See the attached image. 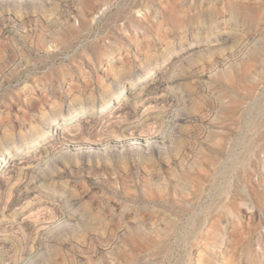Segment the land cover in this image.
<instances>
[{
	"label": "rangeland",
	"instance_id": "rangeland-1",
	"mask_svg": "<svg viewBox=\"0 0 264 264\" xmlns=\"http://www.w3.org/2000/svg\"><path fill=\"white\" fill-rule=\"evenodd\" d=\"M0 264H264V0H0Z\"/></svg>",
	"mask_w": 264,
	"mask_h": 264
},
{
	"label": "bare ground",
	"instance_id": "bare-ground-1",
	"mask_svg": "<svg viewBox=\"0 0 264 264\" xmlns=\"http://www.w3.org/2000/svg\"><path fill=\"white\" fill-rule=\"evenodd\" d=\"M249 14V13H248ZM231 32V31H230ZM225 39V37L223 38ZM232 39V38H231ZM219 41V40H218ZM154 132V131H153ZM156 132V131H155ZM133 135V134H132ZM149 134H146V133H137L136 134V137L135 136H126V135H123L122 138H116V141L118 142L119 145H131L133 142L137 141V140H140L141 138H150V136H148ZM165 136L163 134V131H157L156 133H153V137H158V138H163L165 139ZM121 137V136H120ZM151 139V138H150ZM148 141V140H147ZM150 141V140H149ZM158 141V140H157ZM154 142V141H153ZM94 144H102L100 143L99 141L98 142H94ZM104 145V144H103ZM8 162V161H7Z\"/></svg>",
	"mask_w": 264,
	"mask_h": 264
}]
</instances>
